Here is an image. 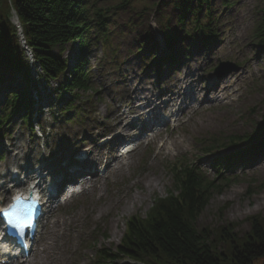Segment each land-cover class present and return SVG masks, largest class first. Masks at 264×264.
<instances>
[{"label":"rangeland","instance_id":"374dc122","mask_svg":"<svg viewBox=\"0 0 264 264\" xmlns=\"http://www.w3.org/2000/svg\"><path fill=\"white\" fill-rule=\"evenodd\" d=\"M93 1L108 12L109 22L106 40H94L86 56L98 93L77 100V114L64 110L70 96L59 92V83L42 79L37 84L32 80L34 69L27 59L32 60L24 48L29 75L0 71V79L5 80L4 86L0 83V115L10 91L27 89L32 106L31 116L21 112L0 123V178H4L0 187L6 183L5 191L11 190L13 185L7 182L22 168L24 180L44 167L51 173L46 185L59 184L93 166L100 170L107 155L111 163L120 144L127 141L113 140L120 133L116 125L121 106L123 114L131 113L122 120L121 127H125L132 122L139 102L156 108L178 91L192 98L184 102L189 109L180 107L177 100L158 111L160 121L165 122L148 124L149 132L155 131L154 138L122 160L118 172L97 178L81 195L58 197L48 205L47 219L41 223L42 232L27 264H98L99 250L113 251L120 246L130 218H145L156 199L168 196L173 189L171 167L176 161L195 166L220 187L212 193L197 227L207 229L215 239L222 229L244 238L252 220L264 218V150L247 166L218 170L212 163L248 149L231 146L229 138L254 136L264 118V50L251 39L256 22L264 16V0H209L208 4L193 3L195 11L185 13L177 8V0H137L127 8L118 2ZM8 2L0 0V21ZM12 12L10 21L25 44L21 25ZM195 20L211 24L212 38L204 41L195 34ZM164 30L177 39L170 56L178 64L172 68L163 58L167 51ZM77 50L78 46L68 47L64 58L73 61ZM233 66L238 72L232 71ZM35 73L40 74V70L36 68ZM153 117L150 114L146 120ZM162 124L166 127H160ZM131 130L139 132L142 126ZM108 133L113 134L103 140ZM214 141L217 151L205 153ZM14 146L20 154L16 162L8 155ZM81 153L92 158L79 164ZM9 163L14 165L6 167ZM147 180L154 186L149 187ZM12 195L0 196V206ZM135 196L142 200L123 212L125 201ZM107 204L113 205L110 211L104 208ZM225 249L224 243L220 244L219 250ZM115 264L132 263L121 259Z\"/></svg>","mask_w":264,"mask_h":264},{"label":"trees","instance_id":"16d2710c","mask_svg":"<svg viewBox=\"0 0 264 264\" xmlns=\"http://www.w3.org/2000/svg\"><path fill=\"white\" fill-rule=\"evenodd\" d=\"M104 1L118 2L122 8H127L137 0ZM208 1L177 0V8L182 13L194 12L193 3L208 4ZM11 9L45 80L59 83V92L70 96L64 110L77 114L79 107L75 102L83 95L98 93L89 76L86 56L94 40H106L108 12L93 0H10L6 3L5 16L0 21V71L24 76L29 75V65L24 60L17 29L10 21ZM183 15L180 22H183ZM193 24V31L204 41L212 38L209 22L195 20ZM162 35L167 50L163 58L172 68L178 63L170 56L177 39L165 30ZM251 39L264 50V16L256 22ZM75 46H78V53L73 61L64 58L67 48ZM0 83L4 86L5 80L0 79ZM28 97L27 89L24 92L10 91L2 107L0 123L8 122L21 112L26 117L31 116L32 106ZM255 133L254 136L229 138L231 146H247L248 149L214 160L212 166L218 170L223 166L232 169L254 161L264 150V118ZM216 142L207 146L204 152L215 153ZM171 175L173 189L168 196L156 199L145 218H130L120 246L113 251L99 250L96 256L98 264H115L121 259L132 264H264V218L252 220L251 229L244 238L239 239L230 229H222L218 239L212 238L207 229L197 227V222L212 193L220 187L204 177L195 166L179 161L172 165ZM227 181L230 182L229 179ZM223 243L226 249L220 251Z\"/></svg>","mask_w":264,"mask_h":264},{"label":"bare ground","instance_id":"6f19581e","mask_svg":"<svg viewBox=\"0 0 264 264\" xmlns=\"http://www.w3.org/2000/svg\"><path fill=\"white\" fill-rule=\"evenodd\" d=\"M12 14H15L14 12H12ZM212 89V88H211ZM163 94H165V93H163ZM151 97V94H148V96H147V99H149ZM190 98H192V96H188V94L187 93H185V94H180V92L178 91V92H174V93H172L171 94V97L169 98V100L168 101H166L165 102V108H167V107H171V105L173 104V103H175L176 102V100H181V105H183V104H185L184 102H186V101H189V99ZM186 105V104H185ZM121 109H122V106L119 108V112H120V115H118L117 116V120H118V124L116 125V127H117V129L119 130V132H120V135H121V137H122V135H123V137L124 138H132L133 136H135V135H138L139 134V132H137V131H133V130H131V125H128V126H125V127H121V123H122V120L124 119V118H126V117H128L131 113L130 112H127V113H122L121 112ZM158 111L157 110H155V114L157 113ZM154 120L155 121H158L159 119H158V117H154ZM119 135V136H120ZM126 148L129 150V149H134V147L130 144V145H128V146H126ZM16 150L17 149H15V146L13 147V149H12V151L11 152H9V159H11V160H13V161H17L18 159H19V157H20V154L19 153H16ZM135 150V149H134ZM18 151V150H17ZM121 159H119V158H116V159H112V161H111V163H110V165H109V168L107 169V172L105 173V176L107 177L108 176V174H115V172H118L119 170H120V166L122 165V163H121ZM13 163H9V164H7V165H5L6 167H8V166H10V165H12ZM14 165V164H13ZM46 170H37V171H35V172H33V173H30V174H28V176L26 177V179H27V182H33V183H35L36 184V188L35 189H41V184L44 186V182H45V180L47 179V176L46 177H44V173H46L45 172ZM36 175H38V177L36 178ZM4 178L3 177H1L0 178V180H3ZM19 182H18V181ZM17 180H14V181H11L10 183L11 184H13L14 185V188H17V187H19V186H22V183H24V181H23V178H20V177H18L17 178ZM39 180H40V182H39ZM23 181V182H22ZM39 182V183H38ZM147 183L149 184V187H152V186H154L152 183H151V181H149V180H147ZM6 185V184H5ZM5 187L6 186H2V187H0V191H2V190H4V194H1L0 193V196H1V198L2 199H5V198H7V197H9V195L12 193V189L10 190L11 192L10 193H8L7 191H5ZM54 198H51V197H49V199H48V203L47 204H49L50 205V203L52 202V204H54L55 202H56V200H53ZM142 200V198H140V197H138V196H135V198L133 197L131 200H129V201H125V203H124V206H123V208H122V210H123V212L124 211H128L137 201H141ZM59 203V202H58ZM112 204V203H111ZM111 204H107V205H105V210H108V211H110L112 208H113V205H111ZM15 261V260H14Z\"/></svg>","mask_w":264,"mask_h":264},{"label":"snow or ice","instance_id":"6c2138e0","mask_svg":"<svg viewBox=\"0 0 264 264\" xmlns=\"http://www.w3.org/2000/svg\"><path fill=\"white\" fill-rule=\"evenodd\" d=\"M17 201H19V198H17ZM3 215L8 218L9 222H12L16 224V226L20 227V225L17 222V215L15 209L12 210H4Z\"/></svg>","mask_w":264,"mask_h":264},{"label":"built area","instance_id":"2783aa9c","mask_svg":"<svg viewBox=\"0 0 264 264\" xmlns=\"http://www.w3.org/2000/svg\"><path fill=\"white\" fill-rule=\"evenodd\" d=\"M26 51H27L28 55L30 56V59H32V63H33V57H32L31 52L27 48H26ZM37 69H39L40 70V73H41V69L38 68V67H37ZM34 77L38 78V73H34Z\"/></svg>","mask_w":264,"mask_h":264},{"label":"water","instance_id":"95a60500","mask_svg":"<svg viewBox=\"0 0 264 264\" xmlns=\"http://www.w3.org/2000/svg\"><path fill=\"white\" fill-rule=\"evenodd\" d=\"M238 70H239V68L238 67H236V66H233L232 67V71H235V72H238ZM217 74V73H216ZM218 76H220V74L218 73L217 74Z\"/></svg>","mask_w":264,"mask_h":264}]
</instances>
